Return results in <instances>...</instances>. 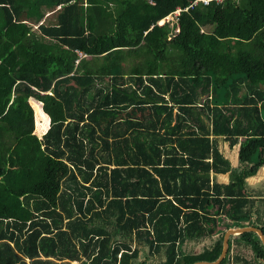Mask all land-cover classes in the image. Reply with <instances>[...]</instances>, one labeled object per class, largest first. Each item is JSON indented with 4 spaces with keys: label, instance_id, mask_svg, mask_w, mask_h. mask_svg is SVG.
<instances>
[{
    "label": "trees",
    "instance_id": "16d2710c",
    "mask_svg": "<svg viewBox=\"0 0 264 264\" xmlns=\"http://www.w3.org/2000/svg\"><path fill=\"white\" fill-rule=\"evenodd\" d=\"M103 1L121 14L101 35L77 0H51L50 43L0 0V264L217 262L229 229L264 234L248 184L264 168V0ZM221 264H264L259 235H232Z\"/></svg>",
    "mask_w": 264,
    "mask_h": 264
},
{
    "label": "rangeland",
    "instance_id": "374dc122",
    "mask_svg": "<svg viewBox=\"0 0 264 264\" xmlns=\"http://www.w3.org/2000/svg\"><path fill=\"white\" fill-rule=\"evenodd\" d=\"M77 1L79 2L81 6V10L82 9L84 10V12L82 13L83 14L82 22L84 23V25L88 24L86 17L88 15H91L95 20L96 32L98 34L103 35V34L108 33V31H110V33H113L115 31L116 19L121 14V8L118 5L109 4L103 0H77ZM24 2L25 3H22V0H20V6L23 9H27V13H29L26 16V20L30 24L29 27L31 28L32 32L34 34L36 33L35 35H37L40 41L52 43L53 41L41 35L40 31L37 30L38 25H36L37 20H42L43 17L47 15L45 12L41 10V8H37L36 6L42 5L44 7V5H47L44 8L52 11L53 4H51V1L49 0H25ZM22 4L25 5L27 8H25ZM37 10L39 11V13L36 12ZM165 22L166 23L170 22V25L172 27V25H174L176 22V18L175 16L168 17L165 20ZM46 24H48V21L46 22ZM206 100H207V97L201 96L199 103L205 104ZM33 106L35 109V119H36L35 134L39 138H42L44 134L48 131V129H50L51 127L50 116L45 113L42 106H40V110H37V107L35 106V104H33ZM44 115L46 117H44ZM228 115L230 116V113H228ZM221 148L225 156L230 159L231 163L233 164V168H235L238 163L239 147H235L231 149L229 143H221ZM213 177L214 176L211 174L210 178H213ZM216 178L219 183H230L231 181H233L231 172L228 173L227 176L219 175ZM248 184H250V186L254 189L258 188V189L264 190V168H262L255 177L248 179ZM228 223L230 222L224 219V222L219 225L220 229L223 230L228 225ZM251 224H252L251 220L245 221L244 223V225H248V226H251ZM211 244H212V241H210V239H206L199 245H194V244L184 245L182 247V251H184L186 254H189V253L198 254L202 251L203 247L210 246ZM235 252L236 251L234 250L233 253ZM144 254L148 257L149 251H147L146 249L143 252V255Z\"/></svg>",
    "mask_w": 264,
    "mask_h": 264
},
{
    "label": "crops",
    "instance_id": "0c3cea01",
    "mask_svg": "<svg viewBox=\"0 0 264 264\" xmlns=\"http://www.w3.org/2000/svg\"><path fill=\"white\" fill-rule=\"evenodd\" d=\"M25 0H22V3H25L24 2ZM49 1H51V0H49ZM51 4H52V2H51ZM20 5V0H18V6ZM23 5V4H22ZM25 8H27L25 5H23ZM45 6H47V5H44V7ZM37 8H41V10L43 11V12H45L47 15L46 16H44L43 17V19L42 20H37V23H36V25H38V28H37V30H39V26H41V25H44V26H46V25H51V24H58V20H57V18H58V14H59V11L61 10V6H57V5H55V4H53L52 5V7L54 8H52V11L51 10H47V9H45L42 5H37L36 6ZM29 9V8H28ZM82 12H84V10L82 9L81 10ZM1 12V11H0ZM37 13H39V11L37 10L36 11ZM29 13H27V9H23L22 8V12H21V19L27 24V25H30L29 23H28V21L26 20V16L28 15ZM52 16V17H51ZM55 20V21H54ZM48 21V24H46V22ZM36 34V33H35ZM33 106V105H32ZM34 108V107H33ZM35 110V109H34ZM49 130V129H48Z\"/></svg>",
    "mask_w": 264,
    "mask_h": 264
},
{
    "label": "water",
    "instance_id": "95a60500",
    "mask_svg": "<svg viewBox=\"0 0 264 264\" xmlns=\"http://www.w3.org/2000/svg\"><path fill=\"white\" fill-rule=\"evenodd\" d=\"M247 232H254V233L258 234L259 237L261 238L263 244H264V234L258 228L245 227V228H242V229H230L225 235L224 243H223V252H222V255L219 258V260L217 262H214V263L201 262V263H197V264H221L222 261L226 258L227 254H228L230 237L232 235L233 236L234 235H240V234L247 233Z\"/></svg>",
    "mask_w": 264,
    "mask_h": 264
},
{
    "label": "built area",
    "instance_id": "2783aa9c",
    "mask_svg": "<svg viewBox=\"0 0 264 264\" xmlns=\"http://www.w3.org/2000/svg\"><path fill=\"white\" fill-rule=\"evenodd\" d=\"M212 1H218V2H221V1H223V0H195L193 3H192V6L194 7V6H196L199 2H201V3H203V4H205V5H208V4H210ZM190 8V7H189ZM188 9V8H187ZM186 9V10H187ZM182 12V10H177L173 15H171L172 17H174L175 16V18H176V21H177V17L180 15V13ZM171 16H169V17H171ZM168 18V17H167ZM166 18V19H167ZM85 262H86V259L85 258H82L81 260H79V261H71V264H85Z\"/></svg>",
    "mask_w": 264,
    "mask_h": 264
},
{
    "label": "clouds",
    "instance_id": "9594fccd",
    "mask_svg": "<svg viewBox=\"0 0 264 264\" xmlns=\"http://www.w3.org/2000/svg\"><path fill=\"white\" fill-rule=\"evenodd\" d=\"M79 5H80V4H79ZM80 7H81V6H80ZM165 20H166V19L162 20L159 24H164L163 22H165ZM165 23H166V22H165ZM78 54H79V56L82 57V58L85 56L82 52H78ZM232 229H234V228H232ZM229 230H230V229H229ZM229 230H228V231H229Z\"/></svg>",
    "mask_w": 264,
    "mask_h": 264
}]
</instances>
